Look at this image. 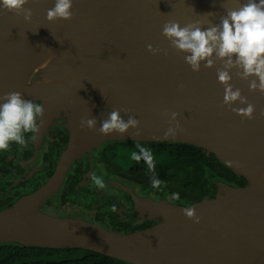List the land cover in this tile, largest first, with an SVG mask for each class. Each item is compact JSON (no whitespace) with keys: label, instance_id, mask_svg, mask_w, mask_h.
<instances>
[{"label":"water","instance_id":"1","mask_svg":"<svg viewBox=\"0 0 264 264\" xmlns=\"http://www.w3.org/2000/svg\"><path fill=\"white\" fill-rule=\"evenodd\" d=\"M243 0H73L70 20H47L54 0H27L24 13L0 11V96L20 92L40 102L48 117L62 112L70 137L51 177L35 192L0 210V244L47 250L81 249L129 264H264V94L250 91L241 69L213 56L212 68L192 72L185 53L162 36L172 20L207 28ZM167 50L153 54L147 45ZM217 70L231 76L233 90L255 106L254 118L237 114L239 101L223 103L225 85ZM183 85V87H180ZM119 110L136 129L101 135L81 128L101 107ZM176 112L181 130L164 137ZM111 141L177 143L198 147L241 174L246 184L218 185L216 195L192 203L200 222L163 200L126 194L114 183L131 212L156 224L121 234L88 222L40 211L57 192L72 164ZM127 163V162H126ZM129 163V162H128Z\"/></svg>","mask_w":264,"mask_h":264},{"label":"clouds","instance_id":"2","mask_svg":"<svg viewBox=\"0 0 264 264\" xmlns=\"http://www.w3.org/2000/svg\"><path fill=\"white\" fill-rule=\"evenodd\" d=\"M27 0H0V11L13 12L16 15L24 13V19H30L31 9L24 5ZM73 0H54V6L47 11V20H70L72 18ZM162 36L178 52L185 53L184 61L192 72H199L201 67L212 68L213 56L224 60L227 66L241 69V78L254 77L249 82L250 91H259L264 94V0H243L239 7L226 10L219 23L202 28L195 24L181 26L176 21H168L163 25ZM149 52L158 54L168 51L159 47L147 45ZM217 81L225 85L223 103L232 105L239 101L247 105L236 109L237 114L246 119H253L255 106L243 97L241 90L230 83L231 76L226 70H217ZM183 87V85H180ZM44 114L41 103L24 99L20 92H10L0 96V151L7 150L11 144L26 145V133H37L39 123ZM169 116V127L164 137H175L181 130L177 122L176 112L163 113ZM81 128L97 130L101 135L112 133L126 134L129 129H136L139 135V120L134 114L127 120L121 116L119 110H113L102 119L100 127L96 129V118L81 119ZM131 159L146 164L148 171L154 173L155 163L151 150L141 147L138 152L131 153ZM95 185L103 189L104 181L97 176L92 177ZM161 181L155 175L150 180L153 189L159 190ZM172 199H179V193H173ZM183 214L195 223L200 222V217L195 215V208H184Z\"/></svg>","mask_w":264,"mask_h":264},{"label":"trees","instance_id":"3","mask_svg":"<svg viewBox=\"0 0 264 264\" xmlns=\"http://www.w3.org/2000/svg\"><path fill=\"white\" fill-rule=\"evenodd\" d=\"M141 147L149 148L153 154L155 169L149 172L146 164L141 160L131 159L132 152H138ZM98 162L107 170L101 179L109 183L110 174L123 172L128 175L135 188H139L141 196L150 200H163L179 207H189L192 203L213 198L219 184L231 188L243 187L246 184L244 177L233 169L222 164L212 154L186 144L160 142H107L98 151ZM127 162V163H126ZM129 162V163H128ZM155 175L162 182L159 190L150 185ZM81 177L70 184L74 190L68 200L75 205L83 206L93 211V224L103 226L108 230L126 234L146 229L156 224L146 217L139 218L132 212L128 218H119L125 213L126 205L110 197L101 195L89 196L87 191L80 187L76 190ZM173 193H179V199H172ZM124 206V207H123ZM118 209V210H117ZM0 264H129L98 253L81 250H47L25 246L18 243L0 244Z\"/></svg>","mask_w":264,"mask_h":264},{"label":"flooded vegetation","instance_id":"4","mask_svg":"<svg viewBox=\"0 0 264 264\" xmlns=\"http://www.w3.org/2000/svg\"><path fill=\"white\" fill-rule=\"evenodd\" d=\"M109 112L108 108L105 109L102 106L96 111V116L101 119ZM47 115L48 112L44 110L43 117L38 121L37 133L25 134L26 145L11 144L7 150L0 151V210L13 206L21 198L39 189L51 177L68 146L70 129L66 116L62 112L54 116L52 114L50 117ZM100 123L99 120V126ZM104 144L97 149H92L72 164L57 192L40 207L41 212L57 218L75 219L76 216H82L92 223L91 220L95 218L93 211L72 204L68 200L69 194L74 192L70 184L78 177L81 178L75 187L76 190L84 186L83 190L87 191L89 196L95 195L100 198L104 195L107 198H115L120 204L121 194L112 185L117 183L127 190L126 194L143 198L139 188H135L128 175L123 172L110 174L107 178H111L112 181L105 183L106 186L103 189L95 185L92 177L102 178L107 171L97 160L98 151ZM130 214L127 215L125 210L119 218L126 219ZM103 226H107V223Z\"/></svg>","mask_w":264,"mask_h":264}]
</instances>
